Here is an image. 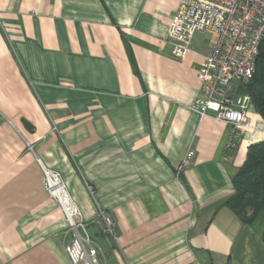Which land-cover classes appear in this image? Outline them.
Wrapping results in <instances>:
<instances>
[{"label": "crops", "instance_id": "0c3cea01", "mask_svg": "<svg viewBox=\"0 0 264 264\" xmlns=\"http://www.w3.org/2000/svg\"><path fill=\"white\" fill-rule=\"evenodd\" d=\"M179 2L0 0V264H70L42 167L103 264H264L260 234L225 206L264 120L250 104L234 138L191 110L214 36L171 56Z\"/></svg>", "mask_w": 264, "mask_h": 264}, {"label": "built area", "instance_id": "2783aa9c", "mask_svg": "<svg viewBox=\"0 0 264 264\" xmlns=\"http://www.w3.org/2000/svg\"><path fill=\"white\" fill-rule=\"evenodd\" d=\"M206 33L214 39L197 69L199 84L191 110L201 118L212 116L229 125L235 138L246 127V111L251 104L250 96L239 89L253 76L264 38V0H180L167 34L171 56L183 58L196 53L192 40ZM192 155L188 151L182 165ZM42 172L46 192L66 220L63 250L69 263L103 264L100 247L88 235L81 212L60 175L44 167ZM101 221L103 233L115 238L111 217L101 213Z\"/></svg>", "mask_w": 264, "mask_h": 264}, {"label": "trees", "instance_id": "16d2710c", "mask_svg": "<svg viewBox=\"0 0 264 264\" xmlns=\"http://www.w3.org/2000/svg\"><path fill=\"white\" fill-rule=\"evenodd\" d=\"M264 120V38L259 45L255 70L240 89ZM233 195L225 206L255 229L264 245V141L248 147L246 159L232 180Z\"/></svg>", "mask_w": 264, "mask_h": 264}, {"label": "water", "instance_id": "95a60500", "mask_svg": "<svg viewBox=\"0 0 264 264\" xmlns=\"http://www.w3.org/2000/svg\"><path fill=\"white\" fill-rule=\"evenodd\" d=\"M24 125H25V127H26L28 130L30 129L29 125L26 124V122H24Z\"/></svg>", "mask_w": 264, "mask_h": 264}]
</instances>
